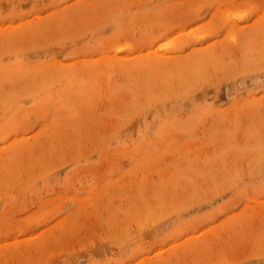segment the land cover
<instances>
[{
  "label": "rangeland",
  "instance_id": "obj_1",
  "mask_svg": "<svg viewBox=\"0 0 264 264\" xmlns=\"http://www.w3.org/2000/svg\"><path fill=\"white\" fill-rule=\"evenodd\" d=\"M0 264H264V0H0Z\"/></svg>",
  "mask_w": 264,
  "mask_h": 264
}]
</instances>
